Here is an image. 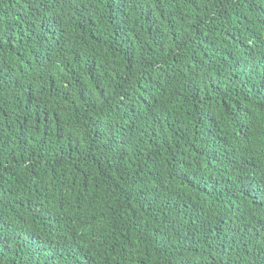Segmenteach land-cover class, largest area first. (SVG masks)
<instances>
[{"label":"trees","instance_id":"trees-1","mask_svg":"<svg viewBox=\"0 0 264 264\" xmlns=\"http://www.w3.org/2000/svg\"><path fill=\"white\" fill-rule=\"evenodd\" d=\"M0 264H264V0H0Z\"/></svg>","mask_w":264,"mask_h":264}]
</instances>
